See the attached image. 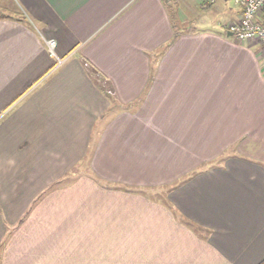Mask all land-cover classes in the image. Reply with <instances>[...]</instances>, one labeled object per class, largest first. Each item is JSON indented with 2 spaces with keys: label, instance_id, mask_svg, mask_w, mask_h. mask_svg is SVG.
<instances>
[{
  "label": "crops",
  "instance_id": "crops-1",
  "mask_svg": "<svg viewBox=\"0 0 264 264\" xmlns=\"http://www.w3.org/2000/svg\"><path fill=\"white\" fill-rule=\"evenodd\" d=\"M16 1L23 17L0 19V264L263 262L261 46L206 0Z\"/></svg>",
  "mask_w": 264,
  "mask_h": 264
},
{
  "label": "built area",
  "instance_id": "built-area-1",
  "mask_svg": "<svg viewBox=\"0 0 264 264\" xmlns=\"http://www.w3.org/2000/svg\"><path fill=\"white\" fill-rule=\"evenodd\" d=\"M210 4L216 0H208ZM242 10L241 18L228 27V31L240 42L255 41L264 53V0H235ZM47 46L52 57L58 59L54 40L47 41ZM58 63L62 61L58 59Z\"/></svg>",
  "mask_w": 264,
  "mask_h": 264
},
{
  "label": "rangeland",
  "instance_id": "rangeland-1",
  "mask_svg": "<svg viewBox=\"0 0 264 264\" xmlns=\"http://www.w3.org/2000/svg\"><path fill=\"white\" fill-rule=\"evenodd\" d=\"M205 3L207 8L204 10L201 9V11H207L212 16L211 19L218 23V25L223 24L222 26H224L225 24L226 30H228V27L232 23L237 22L241 18L237 15L241 8L235 3V0H216L213 4H210L206 0ZM21 13V9L18 7L16 0H0V15L20 19L23 17ZM156 192L158 194L161 191Z\"/></svg>",
  "mask_w": 264,
  "mask_h": 264
},
{
  "label": "trees",
  "instance_id": "trees-1",
  "mask_svg": "<svg viewBox=\"0 0 264 264\" xmlns=\"http://www.w3.org/2000/svg\"><path fill=\"white\" fill-rule=\"evenodd\" d=\"M10 18H12V17H10V16H4V15H0V19H10ZM19 19V18H18ZM260 264H264V261L263 262H261Z\"/></svg>",
  "mask_w": 264,
  "mask_h": 264
},
{
  "label": "water",
  "instance_id": "water-1",
  "mask_svg": "<svg viewBox=\"0 0 264 264\" xmlns=\"http://www.w3.org/2000/svg\"><path fill=\"white\" fill-rule=\"evenodd\" d=\"M229 35H232V34H229Z\"/></svg>",
  "mask_w": 264,
  "mask_h": 264
}]
</instances>
